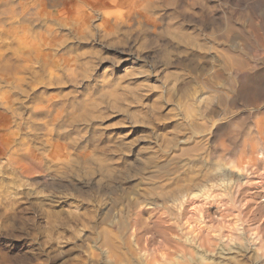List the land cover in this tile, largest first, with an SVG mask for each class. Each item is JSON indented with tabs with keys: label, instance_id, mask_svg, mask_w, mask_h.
Returning a JSON list of instances; mask_svg holds the SVG:
<instances>
[{
	"label": "rangeland",
	"instance_id": "374dc122",
	"mask_svg": "<svg viewBox=\"0 0 264 264\" xmlns=\"http://www.w3.org/2000/svg\"><path fill=\"white\" fill-rule=\"evenodd\" d=\"M21 2L10 0L8 28L18 36L13 47L20 45L17 51L22 54L10 51L0 61V217L4 223L17 218L32 220L42 229L36 232L35 240L21 238L29 245L30 258L35 253L39 264H114L107 258L105 246H100L102 229L113 228L115 220L132 210L131 204L144 196L149 185L156 190L163 181L164 176L156 179L150 175L156 170L152 166L140 176L136 173L146 158L158 155L170 143L175 121L186 114L199 115L201 102H211L221 111L233 100L238 105L227 108L232 113L229 116L235 118L248 120L258 111L256 115H264V0H162L164 6L148 8L147 15L133 9L132 0H95L94 6H102L105 30L112 32L118 25L119 31L103 48L85 46L71 54L64 52L66 45L60 46L62 35L50 32L43 22L13 19ZM78 8L73 2L60 10L75 17ZM3 26L0 19V28ZM10 32L0 34L9 38ZM145 40L154 46L141 51ZM94 56L107 57L101 67L110 69L114 81L127 76L123 83L136 91L120 99L123 89L113 92L102 88L110 95L88 114L107 118L87 124L79 121L68 132H61L65 117L60 116L55 125L52 120L62 111L67 114L73 101L71 93L81 87L67 81L83 75L81 66ZM157 56L167 59L156 60L153 69L150 62ZM130 72L133 74L127 75ZM99 94L92 91L93 97ZM213 115L210 113L216 122H225ZM210 128L214 130L215 125L210 124ZM84 133L82 140L69 143ZM208 133L202 134L210 136ZM179 139L173 144L176 153L193 144L185 136ZM94 148L97 151L93 152ZM89 152L98 160L88 156ZM182 158L183 164L185 155ZM85 165L95 172L90 179L68 175L72 169L81 172ZM229 177L244 180L237 173ZM244 191L240 199L247 197L248 190ZM145 201V207H159V202ZM234 211H225L221 222L214 218L206 225L216 221L213 226L221 230L231 218L239 223ZM249 215L239 225L246 224L249 228L245 229L258 231V235L262 229L260 240L240 237L241 244L231 240L229 247L243 250V256L232 253V260L264 264V209ZM239 234L244 236L242 230ZM247 235L251 236L249 231ZM9 239L13 237L4 236L0 243ZM207 256L201 264L212 259L234 264ZM132 264L139 262L133 260Z\"/></svg>",
	"mask_w": 264,
	"mask_h": 264
},
{
	"label": "bare ground",
	"instance_id": "6f19581e",
	"mask_svg": "<svg viewBox=\"0 0 264 264\" xmlns=\"http://www.w3.org/2000/svg\"><path fill=\"white\" fill-rule=\"evenodd\" d=\"M235 103L237 102L232 100L226 102V106L234 107ZM197 107L201 109L199 115L186 114L180 121H175L170 143H166L165 149L158 155L146 158L148 163L143 161L142 167L136 173L140 176L143 172H148L149 167H155L156 170L150 175L157 176L156 179L164 176L160 184L155 182L159 184L156 186L159 191L154 190L153 186H147L144 196L141 199L138 197L131 204V213L127 210L130 214L125 217L120 215L113 228L102 229L104 236L100 246H105L107 258L114 264H132L133 260H137L139 264H201L200 262L206 261H201L202 257L207 255L224 259L226 263L230 260L234 263L232 258L235 255L232 253L243 256V250H236L235 246L229 247L231 240L234 239L235 244L237 241L241 244L240 237L246 238L247 241L259 239L262 229L258 235V231L245 229L246 224L245 227H240L239 224L243 218H248L249 214L254 216L256 211L264 209V115H256L258 111L255 116L249 114L251 118L247 120L246 117L229 116L232 113L227 107L218 111L211 102H201ZM262 109L263 112L264 108ZM210 113L222 117L225 122H216ZM220 118L218 119L221 120ZM210 124L215 125L214 130L208 129ZM207 130V135L210 136L202 134ZM181 136H185V140L193 141V144L189 143L190 146H185L176 153L173 144L176 140H181ZM184 155L185 158L188 157L182 164ZM231 173L239 174L244 180L240 181L241 183L231 180ZM146 177L144 176V179ZM152 179L155 181V178ZM244 190L249 193L247 192V197L242 200L239 195ZM145 200L153 201L154 204L159 202V207H145L147 204L142 205ZM234 210H237V214L233 215L240 218L239 223L236 218H233L232 222L231 218V224L225 223L227 227L223 229L222 226L221 230L213 226L216 221L212 226L206 225L215 220L214 218L222 220L223 212ZM210 226L214 229L211 230ZM241 230L244 236L239 234ZM246 230L251 236L247 235ZM140 252L141 255H138ZM217 261L212 259L203 264H219Z\"/></svg>",
	"mask_w": 264,
	"mask_h": 264
},
{
	"label": "clouds",
	"instance_id": "9594fccd",
	"mask_svg": "<svg viewBox=\"0 0 264 264\" xmlns=\"http://www.w3.org/2000/svg\"><path fill=\"white\" fill-rule=\"evenodd\" d=\"M73 2L79 5L77 15L75 17L65 16L60 10L62 6H71ZM10 0H0V19H3L4 26L0 28V32H10L8 25L11 21L8 20L9 11L8 5ZM50 5V6H49ZM95 0H22L21 3H17V15L13 19L19 21L21 17L27 22L41 23L43 22L48 30L56 35H62V43L60 46L66 45L64 47L65 53H78L81 47H99L103 48L109 44V37L117 35L119 27L108 32L105 30V24L107 23L104 19V13L102 6H94ZM164 4L162 0H132L131 7L136 11H145L146 15L147 9L152 7H163ZM71 11V7H69ZM99 20V23L95 21ZM137 31V29H132ZM14 30L10 32L9 38H5L0 34V61L4 60L5 54L8 52H13L17 54H22L17 51V48L13 47V42L18 40V36L13 34ZM166 34L164 32L161 35ZM129 39H131V34H126ZM58 46V47H60ZM154 46L145 40L140 44V50L143 51L145 47ZM10 58V57H9ZM108 59L104 56H94L90 60L83 64L80 71L83 73L78 79H69L68 83H73L81 85L77 90H74L71 95L73 96V101L71 106L68 108L67 114L63 111L59 116H55L52 120L53 125L56 121L60 119V116L65 117L66 126H62L59 131L68 132L72 126L79 122L90 123L94 119L103 120L107 117L103 114L92 116L89 110H95L101 107V102L103 98L109 96L107 91H101L102 88H111L113 92L116 89H123V99L124 96L133 95L136 90L129 89L127 85L123 83V80L127 78L121 77L118 81L113 80V75L110 74V69L107 67H101L102 63ZM167 59V57L157 56L150 63L152 68H155L156 60ZM170 63L171 61L168 60ZM118 63V62H117ZM147 71V70H145ZM95 73V76L93 75ZM133 73H128L127 75H132ZM143 74V72L141 73ZM92 91L99 92V96L93 97ZM134 103H139V100H134ZM111 106V105H109ZM79 109V111H78ZM124 111V109H119ZM77 136L74 140L69 141V143H77L79 140L84 138V135ZM118 139H122L119 138ZM93 152L97 149H93ZM102 151V150H101ZM88 156H91L93 160H98L97 157L92 156L89 152ZM145 164L148 162L145 161ZM95 172L88 166H84L81 172H77L72 169L68 175H76L80 179H90ZM43 195H50L51 193H41ZM158 193H149V195H156ZM42 231V229L35 225L34 221L28 219H13L10 223H4L3 218L0 217V239L4 236L13 237V239L4 240L0 243V264H39L38 261L34 259L35 253H29V245L26 241L21 239L22 237L30 236L33 240L36 239V232ZM19 234V235H18Z\"/></svg>",
	"mask_w": 264,
	"mask_h": 264
}]
</instances>
